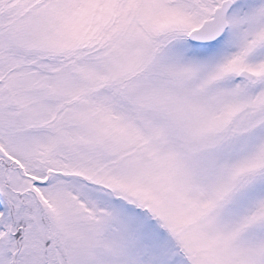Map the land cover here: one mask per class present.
Listing matches in <instances>:
<instances>
[{
    "label": "snow or ice",
    "instance_id": "obj_1",
    "mask_svg": "<svg viewBox=\"0 0 264 264\" xmlns=\"http://www.w3.org/2000/svg\"><path fill=\"white\" fill-rule=\"evenodd\" d=\"M0 264H264V0H0Z\"/></svg>",
    "mask_w": 264,
    "mask_h": 264
}]
</instances>
